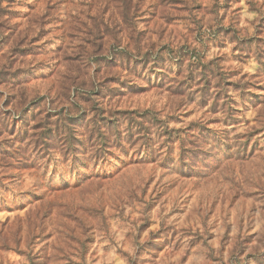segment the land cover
<instances>
[{"label":"rangeland","instance_id":"1","mask_svg":"<svg viewBox=\"0 0 264 264\" xmlns=\"http://www.w3.org/2000/svg\"><path fill=\"white\" fill-rule=\"evenodd\" d=\"M0 264H264V0H0Z\"/></svg>","mask_w":264,"mask_h":264}]
</instances>
